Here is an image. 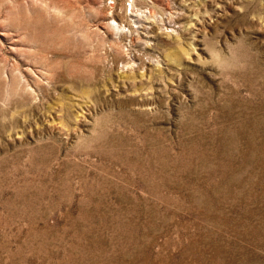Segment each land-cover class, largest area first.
I'll list each match as a JSON object with an SVG mask.
<instances>
[{"label": "rangeland", "instance_id": "1", "mask_svg": "<svg viewBox=\"0 0 264 264\" xmlns=\"http://www.w3.org/2000/svg\"><path fill=\"white\" fill-rule=\"evenodd\" d=\"M0 264H264V0H0Z\"/></svg>", "mask_w": 264, "mask_h": 264}]
</instances>
